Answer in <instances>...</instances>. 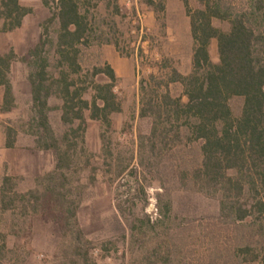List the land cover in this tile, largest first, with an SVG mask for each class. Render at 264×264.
Returning <instances> with one entry per match:
<instances>
[{
	"label": "trees",
	"instance_id": "trees-1",
	"mask_svg": "<svg viewBox=\"0 0 264 264\" xmlns=\"http://www.w3.org/2000/svg\"><path fill=\"white\" fill-rule=\"evenodd\" d=\"M166 1L142 0L157 15L164 13ZM42 2L49 17L40 25L28 59L13 49L0 53V114L17 107L10 69L13 62L24 61L35 122L33 142L38 149L51 150L55 164L25 189L19 188L21 177L11 174L7 164L0 168V264L8 251V235L17 233L16 227L31 215L46 213L67 242L64 264H97L91 252L96 248L88 247L91 240L76 220L83 188L78 175L88 169L93 183L100 169L98 157L85 143L86 112L89 119L110 128L120 102L110 64L84 67L81 59L88 49L118 47L112 17L121 15L122 8L119 0ZM182 2L193 42L190 71L183 74L166 62L158 73L140 80L139 116L148 119L150 127L138 136L129 162L115 158L110 141L100 134L102 165L112 182L123 180L115 186L113 206L130 237L138 235V264H156L151 259L161 253L163 264H171L168 246L179 240L171 202L163 198L168 194L162 178L166 168L173 176H190V183L216 198L220 213L234 222L264 218V0H248L239 11L224 0H195L193 6ZM31 12L20 0H0V33L20 28ZM213 19L226 22L228 28L215 27ZM213 39L217 62L209 54ZM175 84L181 87L179 95L170 91ZM233 97L242 98L238 116L229 104ZM52 111L59 113L63 126L57 132L50 123ZM3 134L5 147H14L17 129L5 125ZM182 138L199 144V161L191 174L170 158L165 160L166 152L178 147ZM151 179L164 189L157 194L154 216L140 213L148 203L145 188ZM259 230L263 237L262 225ZM242 249L249 252V246Z\"/></svg>",
	"mask_w": 264,
	"mask_h": 264
},
{
	"label": "rangeland",
	"instance_id": "rangeland-1",
	"mask_svg": "<svg viewBox=\"0 0 264 264\" xmlns=\"http://www.w3.org/2000/svg\"><path fill=\"white\" fill-rule=\"evenodd\" d=\"M194 1L188 0L189 5L193 6ZM224 1L237 11L248 4V0ZM20 2L31 7L32 12L24 18L20 28L0 33V53L13 49L18 57L28 59V51L38 42L40 25L49 17V9L42 0ZM119 3L122 14L112 17L116 23L114 34L118 47L107 44L88 49L81 59L84 67L103 61L110 64L117 77L115 93L120 102V111L111 115L110 128L89 119L86 112L85 143L98 157L95 163L100 169L93 183L88 180V169L78 175L83 188L76 220L84 235L91 240L88 247L96 248L91 252L97 264H138V235L130 237L113 206L115 186L123 180L112 182L109 179L106 166L102 165L100 134L105 133L115 158L119 157L122 163L129 162L132 153L135 155L138 136L147 134L150 127V121L139 116L140 80L158 73L159 67L166 62L181 73H188L193 48L189 17L182 0H167L164 13L159 15L148 9L142 0H119ZM213 25L224 30L228 28L226 22L218 19H213ZM52 30L53 27L50 28ZM209 54L213 62L218 61L215 39L211 41ZM27 74L28 67L24 61L12 63L10 80L17 107L0 114V168L7 164L11 174L21 177L20 189L32 187L34 179L52 171L55 164L52 151L38 149L33 142L31 133L35 122L32 121ZM170 91L179 95L181 87L171 85ZM1 96L0 87V101ZM229 104L234 115L238 116L242 98L233 97ZM49 116L53 129L56 132L62 130L59 113L52 111ZM5 125L17 129L12 148L4 145ZM167 158L180 164L181 168L186 167L191 174V168L199 161V144L182 138L178 147L166 152L165 160ZM163 173V184L168 191L163 198H169L171 202L172 220L179 239L168 246L171 264H264V235L261 237L259 233L261 225L264 232V218L234 222L231 217L220 213L216 198L199 192L198 186L190 183V176L185 175V178L180 173L173 176L167 168ZM151 180L145 188L148 203L140 213L154 216L157 194H162L164 189L157 180ZM52 218L48 213L31 215L16 227L17 233L8 235V251L1 263L64 264L67 242ZM244 246H249L248 253L242 251ZM163 255L153 256L151 262L163 264Z\"/></svg>",
	"mask_w": 264,
	"mask_h": 264
}]
</instances>
